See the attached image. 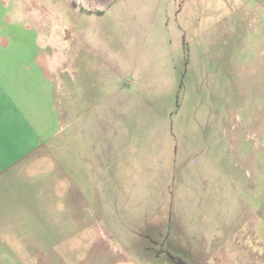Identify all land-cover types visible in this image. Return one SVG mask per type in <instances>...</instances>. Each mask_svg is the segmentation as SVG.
I'll use <instances>...</instances> for the list:
<instances>
[{
	"label": "rangeland",
	"instance_id": "rangeland-1",
	"mask_svg": "<svg viewBox=\"0 0 264 264\" xmlns=\"http://www.w3.org/2000/svg\"><path fill=\"white\" fill-rule=\"evenodd\" d=\"M46 7L48 24L65 23V38L87 26L97 32L90 48L105 40L114 64L128 54L129 69L114 66L107 84L85 34L76 51L60 49L61 122L71 131L74 99L82 113L89 103L99 110L103 87L132 136L113 129L106 151L84 167L106 216L98 228L123 233L129 248L144 245L157 264H264V0H162L160 14L151 9L127 32L105 26L119 23V1L61 20L60 3ZM92 87L98 94L89 97ZM62 151L70 188L79 180L71 139Z\"/></svg>",
	"mask_w": 264,
	"mask_h": 264
},
{
	"label": "crops",
	"instance_id": "crops-1",
	"mask_svg": "<svg viewBox=\"0 0 264 264\" xmlns=\"http://www.w3.org/2000/svg\"><path fill=\"white\" fill-rule=\"evenodd\" d=\"M49 1L53 0H0V264H157L145 259L149 250L144 245L129 248L124 246L128 238L123 233L98 228L106 216L95 205L96 187L90 173L84 174V167L91 169L114 139L113 129L123 133L118 139L132 137L124 132L125 120L112 98H107L113 90L102 87L99 91L106 95L99 110L97 104L89 103V112L82 113L80 99H74L71 131L60 118V49L76 51L80 33L85 34L83 44L89 47V56L104 61L105 82L113 77L114 66L124 72L129 69L127 50L120 64H114L105 40H100L105 45L100 50L88 45L87 41L97 40V32L90 27L73 29V35L65 38V23L57 27L45 20ZM54 1L60 3V20L68 10L110 12L119 1L121 9L114 11L119 23L105 26L108 30L119 26L124 32L151 9L160 14L162 6V0H114L98 12L74 0ZM65 1L67 7L62 8ZM254 6L262 8L260 3ZM96 89L85 93L97 95ZM119 93L124 95L119 90L116 96L121 97ZM68 139L73 143V177H79L78 183L73 178L70 188L64 186L69 174L60 159ZM66 239L74 241L68 248L63 247Z\"/></svg>",
	"mask_w": 264,
	"mask_h": 264
},
{
	"label": "trees",
	"instance_id": "trees-1",
	"mask_svg": "<svg viewBox=\"0 0 264 264\" xmlns=\"http://www.w3.org/2000/svg\"><path fill=\"white\" fill-rule=\"evenodd\" d=\"M88 11L103 12L114 0H74Z\"/></svg>",
	"mask_w": 264,
	"mask_h": 264
}]
</instances>
